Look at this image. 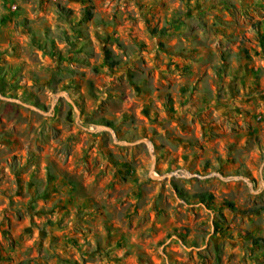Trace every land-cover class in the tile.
<instances>
[{
	"label": "rangeland",
	"instance_id": "obj_1",
	"mask_svg": "<svg viewBox=\"0 0 264 264\" xmlns=\"http://www.w3.org/2000/svg\"><path fill=\"white\" fill-rule=\"evenodd\" d=\"M0 96V264H264V0H0Z\"/></svg>",
	"mask_w": 264,
	"mask_h": 264
},
{
	"label": "trees",
	"instance_id": "obj_2",
	"mask_svg": "<svg viewBox=\"0 0 264 264\" xmlns=\"http://www.w3.org/2000/svg\"><path fill=\"white\" fill-rule=\"evenodd\" d=\"M103 62L106 63V64H108V65H110V66H112V65L115 64V61H113L112 56H111V54H110V51L107 50V49H104V51H103ZM106 125H107V126H110L109 123H106ZM194 196L197 197V199H198L200 202H203L204 199H205L204 195H203V194H200V193H197V194H195ZM226 205H227L231 210L234 209L231 203L227 202ZM252 240H253L254 243H257L259 239H255V238H253Z\"/></svg>",
	"mask_w": 264,
	"mask_h": 264
},
{
	"label": "water",
	"instance_id": "obj_3",
	"mask_svg": "<svg viewBox=\"0 0 264 264\" xmlns=\"http://www.w3.org/2000/svg\"><path fill=\"white\" fill-rule=\"evenodd\" d=\"M0 97H2V96H0ZM102 128H108L107 126H101ZM137 141H144L143 139H139V140H137ZM137 141H134V142H137ZM134 142H125V143H127V144H132V143H134Z\"/></svg>",
	"mask_w": 264,
	"mask_h": 264
}]
</instances>
